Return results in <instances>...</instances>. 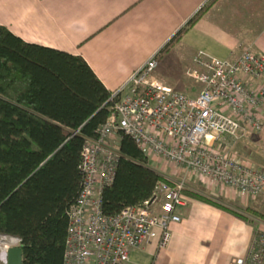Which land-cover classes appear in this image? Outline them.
Segmentation results:
<instances>
[{"label": "built area", "instance_id": "2783aa9c", "mask_svg": "<svg viewBox=\"0 0 264 264\" xmlns=\"http://www.w3.org/2000/svg\"><path fill=\"white\" fill-rule=\"evenodd\" d=\"M195 62L188 70L202 84L195 96L151 78L157 56L113 93L114 112L82 150L84 181L69 210L63 264H135L131 254L143 244L157 241L165 247L171 225L182 220L179 208L187 204V176L243 196L264 193V169L227 152V140L264 128V54L248 46L232 59L197 57ZM120 133L132 137L163 179L151 199L107 216L102 194L114 181ZM219 141L225 144L216 146ZM259 225L247 255L228 264H264V223ZM13 247H21V239L0 234V264H8Z\"/></svg>", "mask_w": 264, "mask_h": 264}, {"label": "crops", "instance_id": "0c3cea01", "mask_svg": "<svg viewBox=\"0 0 264 264\" xmlns=\"http://www.w3.org/2000/svg\"><path fill=\"white\" fill-rule=\"evenodd\" d=\"M209 0H0V25L29 43L83 57L106 88L117 92L135 71L159 56L168 42ZM264 54V0H217L170 50L159 56L153 80L195 96L202 89L190 73L197 57L235 58L244 47ZM182 59L183 72L171 66ZM231 153L264 167V128L227 140ZM226 142V143H227ZM225 143L217 142L216 146ZM199 181L185 192L181 222L171 225L169 243L133 250L135 264H228L247 255L253 224L231 211L245 204L232 188ZM187 178V177H186ZM193 185V184H192ZM213 202V203H212Z\"/></svg>", "mask_w": 264, "mask_h": 264}, {"label": "trees", "instance_id": "16d2710c", "mask_svg": "<svg viewBox=\"0 0 264 264\" xmlns=\"http://www.w3.org/2000/svg\"><path fill=\"white\" fill-rule=\"evenodd\" d=\"M216 2L203 5L159 56ZM112 95L83 57L26 42L0 25V234L21 239L24 264L64 263L69 210L84 181L82 150L114 112ZM117 149L114 181L102 194L107 216L151 199L163 179L129 135L119 134ZM246 212L264 219L252 207Z\"/></svg>", "mask_w": 264, "mask_h": 264}, {"label": "rangeland", "instance_id": "374dc122", "mask_svg": "<svg viewBox=\"0 0 264 264\" xmlns=\"http://www.w3.org/2000/svg\"><path fill=\"white\" fill-rule=\"evenodd\" d=\"M170 63V65L171 66H177V67H179V68H177L178 69V71L181 73V72H183L184 71V69H182V67H184L182 64V59H180L178 56H177V54L176 53H174L173 55H172V58H171V61H169ZM244 137H242L241 139H243ZM113 144H114V141H113ZM228 151V153L232 156V157H234V158H236L232 153H231V149L229 148V149H227ZM236 159H238V160H241V161H244V160H242V159H240V158H236ZM246 163H248V164H251V165H255L256 167H258V168H260V169H264V167L263 166H259L258 164H256V163H253V162H251V161H245ZM167 168H169L170 167V165L167 163ZM163 173H164V171H162ZM162 174V173H161ZM165 174V173H164ZM191 179H189V177L187 176V178L185 179V190H184V194H185V192H189L191 189H194V190H200L201 192H203V193H206V192H208L207 190H202V189H200V186H198V185H196L197 184V182H199V181H194V180H192V181H190ZM193 184V185H192ZM244 198H245V204L246 205H244V206H242V207H238V208H235L236 210H237V212H240V213H242V214H244V215H246V216H248L249 218H251L252 219V224H253V227H254V231H255V229H257L260 225V223L262 224V223H264V219H260L259 217H254L253 215H251L250 213H247L246 212V208L247 207H252L253 209H255V210H257V211H259V212H261L263 215H264V193H262L261 195H259V196H256V197H251V196H244ZM157 242V241H156Z\"/></svg>", "mask_w": 264, "mask_h": 264}, {"label": "water", "instance_id": "95a60500", "mask_svg": "<svg viewBox=\"0 0 264 264\" xmlns=\"http://www.w3.org/2000/svg\"><path fill=\"white\" fill-rule=\"evenodd\" d=\"M8 264H24L22 247H13L9 250Z\"/></svg>", "mask_w": 264, "mask_h": 264}]
</instances>
